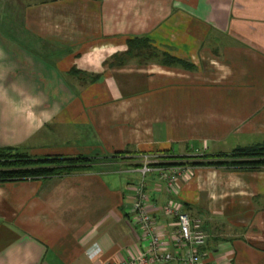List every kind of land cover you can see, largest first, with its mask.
<instances>
[{
	"label": "crops",
	"instance_id": "0c3cea01",
	"mask_svg": "<svg viewBox=\"0 0 264 264\" xmlns=\"http://www.w3.org/2000/svg\"><path fill=\"white\" fill-rule=\"evenodd\" d=\"M16 2L0 0V16L7 9L38 38L0 34V148L106 158L61 177L0 182V264H117L144 246L131 211L143 155L260 142L264 0H40L21 12ZM134 36L185 66L104 65ZM183 168L171 190L158 171L146 175L164 246L176 252L172 206L202 220L206 261L264 264V167Z\"/></svg>",
	"mask_w": 264,
	"mask_h": 264
},
{
	"label": "trees",
	"instance_id": "16d2710c",
	"mask_svg": "<svg viewBox=\"0 0 264 264\" xmlns=\"http://www.w3.org/2000/svg\"><path fill=\"white\" fill-rule=\"evenodd\" d=\"M127 49L120 53H114L104 65L116 66L126 63L129 57H141L146 60L158 59L164 65H182L186 61L172 56L167 52L158 53L152 45L151 39L147 36H134L126 40ZM160 55V56H159ZM80 75L89 77V81H95L101 74H88L84 71L73 69ZM118 156L119 153L115 152ZM110 158H114L115 155ZM106 157H91L85 155H45L41 157L32 156L26 152L18 151L11 147L0 148V182L8 180L23 179H47L61 177L76 171L84 170L96 163V160H103ZM186 159V160H185ZM153 165H191V166H212L228 167L238 169H259L264 167V140L243 146H236L229 152L218 154H203L201 156H158L157 162Z\"/></svg>",
	"mask_w": 264,
	"mask_h": 264
},
{
	"label": "built area",
	"instance_id": "2783aa9c",
	"mask_svg": "<svg viewBox=\"0 0 264 264\" xmlns=\"http://www.w3.org/2000/svg\"><path fill=\"white\" fill-rule=\"evenodd\" d=\"M158 156L143 155L139 172L141 177L133 185V200L131 211L134 220L142 230L143 249L136 255L120 261L117 264H163L178 259L182 264H211L206 261L199 247L207 241V234L202 227V220L192 217L187 212L172 206L166 208V213L176 218L177 228L173 233L176 252L173 253L161 241L155 228L152 215L148 209L145 180L148 172L158 171L171 190L176 187L178 176L184 171L183 165L155 166Z\"/></svg>",
	"mask_w": 264,
	"mask_h": 264
},
{
	"label": "rangeland",
	"instance_id": "374dc122",
	"mask_svg": "<svg viewBox=\"0 0 264 264\" xmlns=\"http://www.w3.org/2000/svg\"><path fill=\"white\" fill-rule=\"evenodd\" d=\"M16 1H17L16 2V8H17L16 10L21 12L26 8V6L29 3L39 2L40 0H23V1L22 0H16ZM20 2H24V5L23 6L20 5L21 4ZM1 4H3V1ZM5 11H6V13L4 15L0 16L1 17L0 34L11 35L14 38V40H16L17 42H20L22 44H24V42L27 43V42L33 41L36 45V42H37L36 40L38 37L35 34H33L31 31H27L26 27H24V25H22L20 22H16L15 20L13 21L11 19V15H12L11 12H8L7 9ZM128 38H131V37H128ZM117 53H120V52H117ZM158 53H160V52L158 51ZM135 58L139 59L141 57H129L127 62L131 59L134 60ZM141 59H143V58H141ZM150 60H155L157 62L159 61L157 58L156 59H150ZM256 140H258L260 142L263 141L264 140V133L262 135H259ZM262 171H264V170H262ZM258 175L262 179H264V173H261Z\"/></svg>",
	"mask_w": 264,
	"mask_h": 264
}]
</instances>
